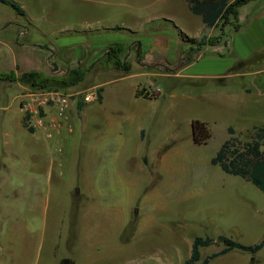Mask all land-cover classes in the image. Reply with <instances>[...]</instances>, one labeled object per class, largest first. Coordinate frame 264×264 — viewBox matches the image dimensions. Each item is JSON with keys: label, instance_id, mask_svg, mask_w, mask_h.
I'll return each mask as SVG.
<instances>
[{"label": "rangeland", "instance_id": "1", "mask_svg": "<svg viewBox=\"0 0 264 264\" xmlns=\"http://www.w3.org/2000/svg\"><path fill=\"white\" fill-rule=\"evenodd\" d=\"M14 1L37 16L38 30L55 31L33 33L49 64L60 69L51 66L43 73L68 75L79 69L86 73L73 85L52 88L0 81L11 82L7 93L0 95V105H9L0 112V264H60L64 258L72 264H137L135 256L154 251L157 244H148L147 235H182L191 241L196 236L224 235L246 245L264 240V193L251 181L211 163L228 137L229 125L264 126V93L259 92L264 73L228 77L223 84L174 74L147 78L161 93L154 101H134L132 86L137 77L99 73V68L114 69L99 60L95 66L103 55L99 48L105 42L129 41L131 45L136 41L133 58L140 47L139 52L155 55L166 51L167 62L176 63L174 39H180L181 30L197 35L202 26L200 17L185 3ZM0 6L13 12L9 6ZM239 9L241 17L254 11L251 5ZM215 39L199 34L196 44ZM188 46L186 42L178 47L185 51ZM120 58L128 62L126 49ZM165 66L166 71L174 68V64ZM14 68L10 58L0 60V73ZM95 83H102V102L83 103L81 94L100 88ZM149 83L138 91L152 88ZM238 88L250 89L243 94L245 107L228 108L222 104L225 98H213L214 90ZM33 90L73 94L70 106L75 105L71 110L75 119L78 103L87 105L90 112L85 110L84 121L72 124L69 107L62 127L51 131L50 137L44 129L30 132L24 125L22 99ZM141 110V118L131 119V113ZM196 120L211 134L205 143L193 141ZM139 124L144 127L143 141ZM251 133L252 128L235 130L241 140L249 139ZM222 246L220 242L200 248L201 256ZM209 264H264V245L254 253L234 249Z\"/></svg>", "mask_w": 264, "mask_h": 264}, {"label": "crops", "instance_id": "2", "mask_svg": "<svg viewBox=\"0 0 264 264\" xmlns=\"http://www.w3.org/2000/svg\"><path fill=\"white\" fill-rule=\"evenodd\" d=\"M180 2L185 3L192 14L199 16L202 23L201 30L197 35H187L184 31H182L181 29L180 30L187 36L196 39L199 37V34L200 37H217L214 43L210 44L207 42L202 43V45H198L196 43L193 44L184 41L181 39V37L180 39L176 38L174 39L173 43L175 47H172H174V54H177L179 60L176 63L173 61L172 63H168L166 58L168 53H166V51H160V54L158 53L157 55H155L146 50L140 52V55V53H138V51H140V47H138L137 53L133 58L131 50L135 49L136 46H138V43L136 41H133L131 45H129V41L105 42L103 45H101V49L99 48L100 52H103L102 54L106 52L109 46L114 44H119L126 49V58L128 60V63L130 64V69L127 72H123L116 69H108V71H105L107 69L99 68L97 69V71H99V73H103L102 75H105L107 72H114L115 75L119 74L122 77H137L136 80L138 81L133 82L132 86L134 101L139 99L154 101L156 100V97H158L161 93L158 87L154 88V81L152 82L151 79H148L149 81H147V78H153L155 80L157 77H171V75L174 74L179 77L187 78L206 77V79H211L212 82L217 81V83L223 84L228 77L242 76L245 74L250 75L252 73H264V0H250L249 2L238 7L237 14L234 18L229 19L224 24H217L216 26L211 27H208L204 24L200 15L195 14L190 10L187 0H179L178 3ZM1 5L5 4L1 3ZM247 5H251V11H254L248 12L245 17H241L239 8L245 7ZM12 11L13 12H9L5 10L4 6H0V60L10 58L11 63L15 67L14 70L10 69V72L15 73L16 75H20L31 70L45 72L49 70L51 66L57 67L55 63L49 64L48 60L44 57L43 52L41 51V47L39 45L41 41L33 37V33L35 31L41 32V34L43 35H51L55 31L50 29L44 30L42 28L38 30V26L35 23L37 16L34 15L32 11H27V9L23 8L24 13L22 15L18 14L13 9ZM204 30L206 31L204 32ZM157 40L161 41L162 39L157 38ZM186 42L189 44V46L188 48L184 49L185 51H182L178 46H180V43L185 45ZM45 45H47V43ZM211 47L212 49L210 50ZM173 56L174 55H172L170 58H172ZM99 58L96 60L95 66L99 65V63H97L99 62ZM45 64L47 65V67H45L46 69L42 67ZM165 64H174V68L171 71H166ZM56 69L60 70L58 67ZM146 82H150L149 84L153 87L149 89H146V87H144L146 91H138L139 88H143L141 87V85L146 84ZM10 83L11 82H7V84L3 82L0 83V95H4L5 93H7V87H9ZM16 84L19 85L20 90L23 89L24 85L20 83ZM94 86L101 88L98 100L99 102H102V83H95ZM249 90L250 89L248 88H238L236 90H233L232 92H221V90H214L213 98H218L216 99L217 101L220 100V98H225V100L222 101V104L228 108L230 107V105L245 107L247 105V101L243 94L249 92ZM259 92L264 93V86L259 88ZM19 93H16L13 98L16 99ZM118 93H122L121 89L118 90ZM231 94L234 96L232 100ZM72 107L75 108V105L73 103L70 106L69 112V120L72 124H75L78 120H81V122L84 121L82 120V118L85 110L87 112H90V109L87 108V105L81 107L77 106L79 110V117L78 119H75L74 115H72L71 112ZM8 108L9 105H0V112ZM94 112H96V110ZM129 116L131 117V119H138L143 116V112L142 110L140 112L135 111ZM255 126L262 125H254L247 128H236L231 125H229L228 127H232L237 132H240L250 128H254ZM138 129L140 131V141H143V124H139ZM143 158L146 159V156H143ZM224 172L228 173L226 171ZM143 225L148 226L149 223H145ZM194 238L195 237H193L191 241L188 238L184 239L182 235H147L145 236L144 240L148 242V244L152 241H156L157 244L154 245V251L152 252L146 254L145 252H141L137 255L135 254V258L138 257L136 262H138L137 264H182L190 256ZM166 241H171V243L166 245ZM159 242L162 243L160 244ZM220 249L211 251L204 257L201 256L200 252V257L201 259H203L211 255L212 253L219 251ZM140 257H143L145 259H139Z\"/></svg>", "mask_w": 264, "mask_h": 264}, {"label": "trees", "instance_id": "3", "mask_svg": "<svg viewBox=\"0 0 264 264\" xmlns=\"http://www.w3.org/2000/svg\"><path fill=\"white\" fill-rule=\"evenodd\" d=\"M250 0H187L190 10L201 16L202 21L208 27L221 25L229 19L234 18L237 14L239 6L249 2ZM15 10L18 14L24 13L23 8L14 0H0ZM182 40L195 44L196 38L187 36L182 31L179 32ZM205 38V36H203ZM217 39V37H215ZM215 39V41H216ZM208 43L212 44L213 41ZM125 48L119 44L108 47L106 52L99 58L102 63L111 65L114 69L127 72L130 64L127 61L122 62L120 55ZM138 53H140L138 51ZM86 73L85 69L74 71L68 75L46 76L38 70H31L16 75L13 72L0 73V81H14L29 84L32 87L52 88L69 86L80 81ZM99 92L101 88H98ZM82 104L78 103V107ZM24 125L30 131L34 129L27 125L24 116ZM193 141L195 143H205L210 138V132L203 122H192ZM228 137L221 143L215 155L211 158V163L219 165L221 169L230 173L239 175L246 180L251 181L264 193V126H255L249 139L241 140L235 135L232 127L227 128ZM222 243L223 247L211 255L201 259L200 247L208 246L214 243ZM264 245V240L254 245L242 244L229 237L219 235L216 239L212 237L197 236L193 239L190 256L182 264H209L211 258L224 254L234 248L256 252ZM60 264H72L68 259H63Z\"/></svg>", "mask_w": 264, "mask_h": 264}, {"label": "built area", "instance_id": "4", "mask_svg": "<svg viewBox=\"0 0 264 264\" xmlns=\"http://www.w3.org/2000/svg\"><path fill=\"white\" fill-rule=\"evenodd\" d=\"M73 94L57 90H33L22 99L26 123L36 129L47 130L46 135L51 136V131L59 129L66 119V112L70 107ZM99 99L97 88L81 94L83 103H90Z\"/></svg>", "mask_w": 264, "mask_h": 264}]
</instances>
